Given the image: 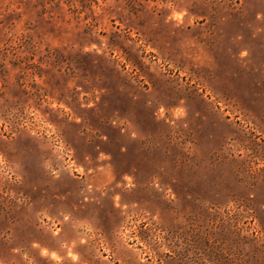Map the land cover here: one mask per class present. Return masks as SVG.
I'll return each instance as SVG.
<instances>
[{
    "label": "rangeland",
    "instance_id": "1",
    "mask_svg": "<svg viewBox=\"0 0 264 264\" xmlns=\"http://www.w3.org/2000/svg\"><path fill=\"white\" fill-rule=\"evenodd\" d=\"M0 264H264V0H0Z\"/></svg>",
    "mask_w": 264,
    "mask_h": 264
}]
</instances>
